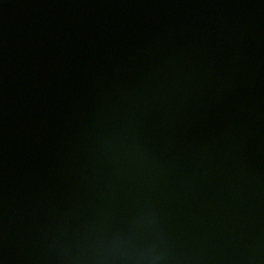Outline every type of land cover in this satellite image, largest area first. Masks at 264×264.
Returning a JSON list of instances; mask_svg holds the SVG:
<instances>
[{
  "label": "water",
  "instance_id": "obj_1",
  "mask_svg": "<svg viewBox=\"0 0 264 264\" xmlns=\"http://www.w3.org/2000/svg\"><path fill=\"white\" fill-rule=\"evenodd\" d=\"M0 264H264V0H0Z\"/></svg>",
  "mask_w": 264,
  "mask_h": 264
}]
</instances>
